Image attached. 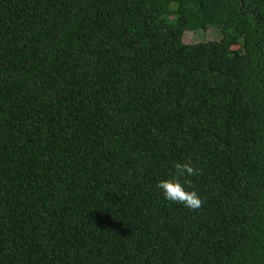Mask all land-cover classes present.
I'll list each match as a JSON object with an SVG mask.
<instances>
[{"label": "trees", "instance_id": "16d2710c", "mask_svg": "<svg viewBox=\"0 0 264 264\" xmlns=\"http://www.w3.org/2000/svg\"><path fill=\"white\" fill-rule=\"evenodd\" d=\"M0 264H264V0H0Z\"/></svg>", "mask_w": 264, "mask_h": 264}, {"label": "clouds", "instance_id": "9594fccd", "mask_svg": "<svg viewBox=\"0 0 264 264\" xmlns=\"http://www.w3.org/2000/svg\"><path fill=\"white\" fill-rule=\"evenodd\" d=\"M175 170L177 172L176 176L171 179L160 180L156 187L165 200L180 203L190 210L199 209L202 205V200L195 190H190L191 181L189 179L198 175L199 170L193 167L191 162L177 163Z\"/></svg>", "mask_w": 264, "mask_h": 264}, {"label": "rangeland", "instance_id": "374dc122", "mask_svg": "<svg viewBox=\"0 0 264 264\" xmlns=\"http://www.w3.org/2000/svg\"><path fill=\"white\" fill-rule=\"evenodd\" d=\"M221 39L222 30L217 27H210L205 31H187L184 34V43L186 45H195L209 41H220Z\"/></svg>", "mask_w": 264, "mask_h": 264}]
</instances>
